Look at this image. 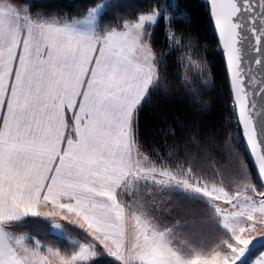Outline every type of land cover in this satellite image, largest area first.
<instances>
[{
	"label": "crops",
	"instance_id": "obj_1",
	"mask_svg": "<svg viewBox=\"0 0 264 264\" xmlns=\"http://www.w3.org/2000/svg\"><path fill=\"white\" fill-rule=\"evenodd\" d=\"M74 23L0 8V264L45 263L30 244L40 222L52 221L51 236L59 224L112 244L129 235L121 194L154 65L122 36L109 43ZM162 239L160 256L173 259Z\"/></svg>",
	"mask_w": 264,
	"mask_h": 264
},
{
	"label": "trees",
	"instance_id": "obj_2",
	"mask_svg": "<svg viewBox=\"0 0 264 264\" xmlns=\"http://www.w3.org/2000/svg\"><path fill=\"white\" fill-rule=\"evenodd\" d=\"M10 1L17 6L32 5L22 0ZM99 1L45 0L34 4L44 15L42 19L14 8L8 10L34 23L66 22L82 18ZM152 12L161 14L150 35L153 51L161 62L155 83L135 116V145L156 168L178 178L189 172L192 177L206 180V175L214 174L232 150L241 149L234 143L240 126L210 6L203 0H113L100 22L101 26L109 22L110 29L120 28ZM241 150L251 166L254 182L257 179L246 148ZM175 196L179 199L177 207L174 203L175 212L180 213L165 214L164 219L165 223L177 219L178 224L176 228L164 229L178 234V244L186 240L189 243L191 236L201 244L219 236L214 220L203 218L206 214L197 215L200 201L179 192ZM154 218L158 220L157 215ZM45 227L49 230L48 224L40 222L35 229V236L44 243L58 249L68 244L65 239L44 236ZM66 235L79 243L94 242L75 226H66ZM104 254L90 264H119Z\"/></svg>",
	"mask_w": 264,
	"mask_h": 264
},
{
	"label": "rangeland",
	"instance_id": "obj_3",
	"mask_svg": "<svg viewBox=\"0 0 264 264\" xmlns=\"http://www.w3.org/2000/svg\"><path fill=\"white\" fill-rule=\"evenodd\" d=\"M22 1L32 5L17 6L10 0H0V8H14L23 14L42 19L44 15L34 4L45 0ZM112 1L101 0L95 7L88 9L82 18L74 19L76 27L74 29L80 34L95 32L99 39L109 37V43L115 41L116 36H122L126 47L132 45L137 50L135 56L142 61L153 62L155 80L161 59L153 51L150 35L161 14L152 12L141 15L136 22L110 29L109 22L101 26L100 20ZM203 1L210 4L212 0ZM118 33L123 34L117 35ZM235 109L237 113L236 105ZM234 140L239 148H246L241 126L240 130L236 129ZM134 146L135 173L127 181L126 188L121 194L129 217L130 231L126 241L112 244L101 237L89 235L94 240L93 244L79 243L70 239L59 224L55 225L54 229L57 236H52L67 240L68 244L62 249L44 243L41 237L30 238V244L36 248L34 252L38 254L40 261H44V264H52V261H55V264H90L100 259L103 252L119 264H264V185L247 148L257 179L254 182L250 176L251 166L241 149L232 150L228 158L220 162L222 165L215 168L212 172L214 174L206 175V180H200L192 177L189 172L184 174V178H178L176 174H169L150 165L147 156L138 149L135 141ZM176 192L201 202L197 206V215L206 214L203 218L215 221L213 226L219 233L216 239H209L208 243L201 244L191 236L192 241L189 243L186 240L178 244L176 241L178 234L174 235L164 229L166 226L167 229L176 228L178 224L177 219L166 223L164 219L165 214L180 213L175 212L179 201L175 196ZM155 215L158 220L154 218ZM46 224L49 230L45 227L44 236L50 237L52 221H47ZM162 237L169 244L168 249H173V259L169 256L165 261L160 256L161 252L157 250L154 240Z\"/></svg>",
	"mask_w": 264,
	"mask_h": 264
},
{
	"label": "water",
	"instance_id": "obj_4",
	"mask_svg": "<svg viewBox=\"0 0 264 264\" xmlns=\"http://www.w3.org/2000/svg\"><path fill=\"white\" fill-rule=\"evenodd\" d=\"M239 124L264 185V0H212Z\"/></svg>",
	"mask_w": 264,
	"mask_h": 264
}]
</instances>
